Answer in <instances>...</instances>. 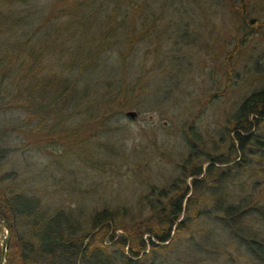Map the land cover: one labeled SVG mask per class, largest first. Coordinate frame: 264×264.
I'll use <instances>...</instances> for the list:
<instances>
[{"label": "trees", "instance_id": "trees-1", "mask_svg": "<svg viewBox=\"0 0 264 264\" xmlns=\"http://www.w3.org/2000/svg\"><path fill=\"white\" fill-rule=\"evenodd\" d=\"M247 1L223 0L235 32L257 29L247 20ZM197 3L0 0V161L15 152L51 149L87 167L118 172L125 157L112 148L106 149L114 156H104L93 144L105 149L97 139L110 140V123L127 118L126 111H141L137 118L165 104L171 94L164 86L176 76L163 63L170 55L162 10L182 6L185 12ZM250 33L237 36L220 64L224 90L231 57ZM211 98L187 116L186 108H174L173 132L185 150L174 163L176 174L157 185L139 161L133 174L138 191L129 190V197L111 198L112 187L97 185L104 191L100 203L73 209L48 200L45 189L21 188L14 172L1 175L0 220L10 232L5 264H173L169 253L183 244L191 264H264V87L204 133L200 114ZM120 155V161L112 159Z\"/></svg>", "mask_w": 264, "mask_h": 264}, {"label": "rangeland", "instance_id": "rangeland-1", "mask_svg": "<svg viewBox=\"0 0 264 264\" xmlns=\"http://www.w3.org/2000/svg\"><path fill=\"white\" fill-rule=\"evenodd\" d=\"M199 2L195 6L189 4L185 12L182 6L173 9L166 6L162 10L163 23L160 26L165 31L167 39L164 50L167 49L170 55L163 63L166 72L176 76L173 83L164 86L171 94L165 104L152 112H142L133 120L121 116L109 125L112 130L109 133L112 137L110 140L97 139L105 149L100 148L96 142L93 144V148L102 151L104 156H114L106 149L112 148L125 157L126 160L122 159L118 172L115 171L116 168L106 166L104 169L87 167L72 155L65 159L61 152L49 149L41 154L21 151L9 155L11 159L0 161V176L14 172L17 175V182L21 183V188L45 189L51 195L46 197L48 200L64 203L68 207L71 205L73 209L79 204L86 211L92 208L91 205L95 201L99 204L102 199L104 191L100 192L101 187H95L97 185L106 184L112 187L111 198L116 194L120 197H129V190L136 189L137 192L133 174L139 161L148 165L151 181L157 185L169 182V178L177 172L174 163L180 162L185 156L184 147L178 135L173 132L176 121L172 116L175 113L174 108H177V112H182V109L186 108L184 115L187 116L204 98L211 96L200 114V127L202 132L206 133L222 125L250 92L264 87V0L247 1L250 13L247 20L257 25L256 31L252 33L249 26H246L244 32L242 28L235 32L233 26H236V20L229 18L223 0ZM155 8L154 12L157 13L159 8L157 6ZM158 15L159 13L156 17ZM247 32L250 36L240 44L238 53L231 57L230 84L227 90H224L226 79L223 78L220 64L234 48L237 36L238 39H242ZM138 54L140 56L142 52ZM151 58L152 55L149 56L147 68L151 67ZM160 72L162 73L161 70H155L153 74ZM147 109L148 107L144 105L142 110ZM122 156L112 159L120 161ZM69 160H74L72 166L67 165ZM54 161L67 165V169L60 172L53 164ZM262 165L264 166V162ZM50 172L54 173V179L48 175ZM63 174L67 179L58 180ZM76 179L81 181L78 188L74 185ZM248 180L261 181L255 177H249ZM10 183L9 180L5 185ZM90 190L99 192L92 195L89 194ZM14 232L21 234L18 231ZM186 249L185 244L176 245L174 248L176 251L169 253V260L173 264H191L192 258L187 255Z\"/></svg>", "mask_w": 264, "mask_h": 264}, {"label": "water", "instance_id": "water-1", "mask_svg": "<svg viewBox=\"0 0 264 264\" xmlns=\"http://www.w3.org/2000/svg\"><path fill=\"white\" fill-rule=\"evenodd\" d=\"M124 115L130 120H133L136 117V113L132 110L126 111ZM9 239V228L0 220V264H5Z\"/></svg>", "mask_w": 264, "mask_h": 264}]
</instances>
